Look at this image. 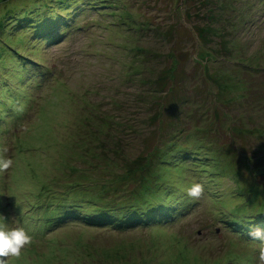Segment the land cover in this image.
<instances>
[{
  "label": "rangeland",
  "instance_id": "1",
  "mask_svg": "<svg viewBox=\"0 0 264 264\" xmlns=\"http://www.w3.org/2000/svg\"><path fill=\"white\" fill-rule=\"evenodd\" d=\"M0 157L5 264H258L264 0H0Z\"/></svg>",
  "mask_w": 264,
  "mask_h": 264
},
{
  "label": "clouds",
  "instance_id": "2",
  "mask_svg": "<svg viewBox=\"0 0 264 264\" xmlns=\"http://www.w3.org/2000/svg\"><path fill=\"white\" fill-rule=\"evenodd\" d=\"M13 161L6 157H0V170H7ZM203 191L200 183H192L186 189L190 198H199ZM257 241L264 243V228L254 227L250 233ZM32 236L25 227H8L4 219L0 217V264H5V258L19 257L22 249L31 244ZM258 264H264V247L258 252Z\"/></svg>",
  "mask_w": 264,
  "mask_h": 264
},
{
  "label": "trees",
  "instance_id": "3",
  "mask_svg": "<svg viewBox=\"0 0 264 264\" xmlns=\"http://www.w3.org/2000/svg\"><path fill=\"white\" fill-rule=\"evenodd\" d=\"M57 37V35H56ZM55 40V38H53ZM15 51V50H14ZM22 74H18V77H21ZM4 83V82H3ZM7 91V88H6ZM6 94V93H5ZM165 176H161L160 179L165 180ZM141 198H136L134 201L137 203V206L133 204L124 205L123 202L119 203V208L116 209L117 213V219H110V218H104L105 220H111V222L115 225L125 227L127 225H132L134 222H140L144 224H148V221L151 219V213L157 214L158 211H164L166 213H170L171 210H166V204L169 202L167 200H162L163 198L168 199L172 196V194L167 193V196L162 198L161 194H158L159 192L153 188L151 183H148L143 186L141 191H139ZM174 197V196H173ZM172 198V197H171ZM178 199H176L175 202H177ZM178 203V202H177ZM169 204V203H168ZM171 206V203L169 204ZM137 208H140V211L137 210ZM153 208V209H151ZM101 209V208H100ZM107 208L104 207V210ZM263 209V207H260V210ZM56 212L57 211L56 209ZM157 212V213H156ZM53 213V212H52ZM51 213V219L52 223L57 221L60 214L57 213V218H54V215L52 216ZM77 214V213H74ZM100 216H103L102 212H99ZM154 217H158V215H155ZM48 220V221H50ZM105 220L102 219V223L105 222ZM160 220V219H159ZM162 220V219H161ZM231 221H234V225L242 226L243 222L240 223V220L238 218H233ZM47 222V221H46ZM97 221H93V223H96ZM236 222V223H235Z\"/></svg>",
  "mask_w": 264,
  "mask_h": 264
}]
</instances>
